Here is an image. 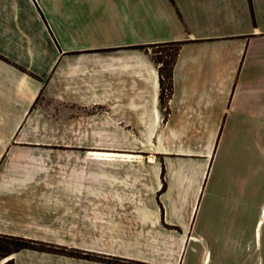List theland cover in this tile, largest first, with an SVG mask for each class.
I'll return each instance as SVG.
<instances>
[{
	"label": "crops",
	"instance_id": "crops-1",
	"mask_svg": "<svg viewBox=\"0 0 264 264\" xmlns=\"http://www.w3.org/2000/svg\"><path fill=\"white\" fill-rule=\"evenodd\" d=\"M175 43L162 106L140 47ZM0 235L142 264H264V0H0Z\"/></svg>",
	"mask_w": 264,
	"mask_h": 264
},
{
	"label": "rangeland",
	"instance_id": "rangeland-1",
	"mask_svg": "<svg viewBox=\"0 0 264 264\" xmlns=\"http://www.w3.org/2000/svg\"><path fill=\"white\" fill-rule=\"evenodd\" d=\"M176 46L173 45H167V46H162L159 48H150V52L152 54V58L154 60H162V61H170V59H172L174 50L176 49ZM159 66L161 67V64H159ZM166 71L164 72V76L166 77ZM167 83V80L165 81ZM165 95H167L166 90H165ZM168 103V101L166 100V102H164V105ZM163 105V106H164ZM166 111V110H165ZM167 117V111H166V116ZM127 130H131V129H127ZM40 131V136L42 137L43 135L47 138V141H55L54 137H55V129H30V131L28 132V134L26 135L25 138H30L34 136L39 135ZM131 135L134 137V133L133 131H130ZM43 134V135H42ZM87 133H86V129H78V133L77 135H73L70 138H72V140L78 141V142H84L87 139ZM117 136V135H116ZM114 135V139L117 141L118 137H116ZM63 140H69V135L65 134L63 135ZM55 149V148H54ZM139 155L143 156V157H147L149 156V154H145V153H138ZM21 238V237H19ZM25 239V238H23ZM27 240H32V239H27ZM32 241H36V240H32ZM41 243L42 245H47V247L49 248L48 250L51 252H42V253H48V254H52V255H62V254H57L56 251H64L67 254L66 255H62V256H67V257H71V258H75V259H81V260H86V261H94L97 263H105V264H129V263H137V262H133V261H126V260H121L118 258H114V257H108V256H102V255H97V254H93V253H89L85 250H79V249H68L67 247H62V246H56V245H52V244H47V243H43L40 241H36ZM60 248V249H57ZM29 250V249H27ZM22 251H26V250H22ZM29 251H36V250H29ZM36 252H40V251H36ZM54 252V253H53ZM84 255V256H83ZM12 256V255H11ZM10 256V257H11ZM8 257L6 258L7 260L0 261V264H5L7 261L11 260V258ZM113 259V260H112ZM3 261V262H2ZM12 264H14V261L12 260ZM142 264V263H140Z\"/></svg>",
	"mask_w": 264,
	"mask_h": 264
},
{
	"label": "trees",
	"instance_id": "trees-1",
	"mask_svg": "<svg viewBox=\"0 0 264 264\" xmlns=\"http://www.w3.org/2000/svg\"><path fill=\"white\" fill-rule=\"evenodd\" d=\"M167 45H173L177 48L174 50L172 59L170 61H162V60H154L157 64H161V67H159V79H160V103L163 106L164 102L166 100L168 101L171 95L172 90V69L174 66L175 58L179 50L180 44H166V45H155V46H141L142 49L147 48H159L162 46ZM166 71V77L164 76V72ZM167 80V83L165 82ZM165 90L168 92L167 95H165ZM36 250L40 252H51L49 251L47 245H42L39 242L27 240L19 237H13V236H6V235H0V261L7 260L6 258L10 257L11 255L20 252L22 250ZM60 249V248H57ZM62 250V249H60ZM52 253V252H51ZM54 253V252H53ZM57 254L66 255L67 253L62 251H56ZM84 256V255H83ZM113 260V259H112ZM2 261V262H3ZM5 264H12V260L7 261ZM129 264H140V263H129Z\"/></svg>",
	"mask_w": 264,
	"mask_h": 264
},
{
	"label": "built area",
	"instance_id": "built-area-1",
	"mask_svg": "<svg viewBox=\"0 0 264 264\" xmlns=\"http://www.w3.org/2000/svg\"><path fill=\"white\" fill-rule=\"evenodd\" d=\"M166 93H168V92L166 91Z\"/></svg>",
	"mask_w": 264,
	"mask_h": 264
}]
</instances>
